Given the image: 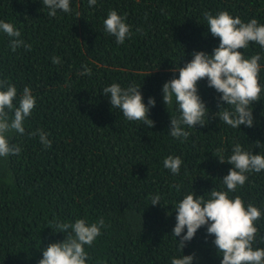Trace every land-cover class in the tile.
<instances>
[{
	"label": "trees",
	"instance_id": "obj_1",
	"mask_svg": "<svg viewBox=\"0 0 264 264\" xmlns=\"http://www.w3.org/2000/svg\"><path fill=\"white\" fill-rule=\"evenodd\" d=\"M71 6L70 14L57 10L50 17L42 0H0V20L13 23L32 46L12 51L10 38L0 33V78L18 91L29 86L37 100L26 133L12 137L22 151L0 158V264H37L41 248L64 239L48 226L85 217H103L107 225L87 249L90 264H170L179 255L170 233L176 203L192 189L202 195L224 188L222 177L231 165L216 156L226 159L235 142L264 152V94L253 106V127L235 129L215 117L186 129L190 135L181 141L168 132L177 106L166 109L162 85L179 75L172 69L189 61L193 50L211 53L218 46L205 12L227 10L264 23V0H97L94 7L88 0H71ZM110 9L126 15L132 26L122 45L104 31ZM243 51L264 57L258 45ZM57 56L61 63L53 64ZM260 63L264 66V59ZM83 65L91 76L78 75ZM113 82L141 84L145 103L155 98L149 113L154 127L130 122L111 108L102 89ZM198 89L212 117L220 94L206 80ZM37 128L48 134L50 148L27 134ZM167 155L183 160L178 175L163 167ZM156 193L161 205H148ZM237 194L264 211V172L249 174ZM257 226L264 236V217ZM213 239L202 227L183 254L195 252L193 264H220ZM256 246L264 247L259 237Z\"/></svg>",
	"mask_w": 264,
	"mask_h": 264
},
{
	"label": "clouds",
	"instance_id": "obj_2",
	"mask_svg": "<svg viewBox=\"0 0 264 264\" xmlns=\"http://www.w3.org/2000/svg\"><path fill=\"white\" fill-rule=\"evenodd\" d=\"M88 4L94 7L97 0H88ZM42 5L48 9L50 17H55L57 10L67 14L73 11L71 0H42ZM204 18L210 34L219 39L218 46L211 53L193 50L189 61L182 67L172 69L178 71L179 75L165 81L161 88L166 109L177 106V114H170L168 132L171 137L181 141L187 140L190 135L186 129L206 126L215 117L235 129H239L240 125L253 127V106L261 101L264 94V85L260 83V73L264 67L260 61L264 57L260 52L246 56L243 51L250 45H258L264 50V23H259L254 17L245 21L227 10L215 14L205 12ZM126 21V15L119 14L115 9H110L103 20L104 31L114 37L118 45L124 44L132 36V26ZM0 33L10 38L12 51L19 47L31 50V44L20 38L21 33L13 23L0 20ZM52 63H61L60 57H53ZM91 74L87 65H83L82 71L78 72L80 76ZM201 80H206L207 86L220 94L218 110L212 113V117L199 94L198 84ZM140 88L141 84L130 83L122 87L113 82L105 86L102 93L109 99L111 108L118 109L125 119L141 122L151 129L155 121L149 113L156 100L149 96L145 103ZM36 104V97L29 86L25 85L22 91H18L9 79L0 78V158L20 154L21 146L13 143L12 137L26 133V120L32 115ZM27 134L38 136L45 148L51 147L52 141L44 130L37 128ZM260 144L255 146L260 148ZM252 149L235 142L226 159L223 154L216 156L220 163L231 165L222 177L224 188L213 187L205 192L207 196L205 193L197 195L192 189L173 207L176 222L170 233L175 237L179 255L174 256L170 264H193L194 259H198L195 252L184 255L183 249L202 227H206L207 235L214 237L212 243L220 257V264H264V247L256 246L258 237L264 241L257 226V222L264 217V211L253 203H246L237 194L245 186L249 174L264 172V152L254 153ZM183 163L180 156L167 155L163 159V167L173 175L180 173ZM160 201L161 194H152L148 205H161ZM48 227L52 228L53 233H63L64 239L41 248L42 258L37 264H90L87 249L94 245L107 225L103 217L93 221L85 217L77 218L74 222L57 221L54 229Z\"/></svg>",
	"mask_w": 264,
	"mask_h": 264
}]
</instances>
